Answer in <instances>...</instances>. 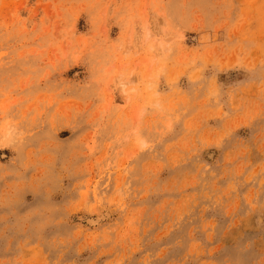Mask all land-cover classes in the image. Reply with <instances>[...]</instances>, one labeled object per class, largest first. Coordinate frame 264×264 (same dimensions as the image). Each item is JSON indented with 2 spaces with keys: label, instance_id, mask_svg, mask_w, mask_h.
I'll use <instances>...</instances> for the list:
<instances>
[{
  "label": "rangeland",
  "instance_id": "rangeland-1",
  "mask_svg": "<svg viewBox=\"0 0 264 264\" xmlns=\"http://www.w3.org/2000/svg\"><path fill=\"white\" fill-rule=\"evenodd\" d=\"M0 264H264V0H0Z\"/></svg>",
  "mask_w": 264,
  "mask_h": 264
}]
</instances>
